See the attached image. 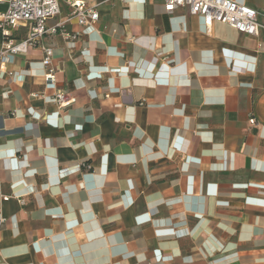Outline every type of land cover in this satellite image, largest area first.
I'll return each mask as SVG.
<instances>
[{"label":"crops","instance_id":"crops-1","mask_svg":"<svg viewBox=\"0 0 264 264\" xmlns=\"http://www.w3.org/2000/svg\"><path fill=\"white\" fill-rule=\"evenodd\" d=\"M235 1L258 34L163 0H87L85 26L63 2L53 87L40 47L6 56L0 264H264V0Z\"/></svg>","mask_w":264,"mask_h":264},{"label":"built area","instance_id":"built-area-1","mask_svg":"<svg viewBox=\"0 0 264 264\" xmlns=\"http://www.w3.org/2000/svg\"><path fill=\"white\" fill-rule=\"evenodd\" d=\"M61 2L71 9V17L85 26L94 25L99 20V13L87 0H0V34L3 38L0 50V69L7 55L26 54L35 47L43 52L44 78L49 86L56 85V72L53 67L52 48L43 44L48 32L47 22L61 11ZM166 12L186 8L191 15L203 17L206 25L214 22L227 24L238 31L250 35L258 34L262 24L259 13L235 0H163ZM26 25L28 32L25 38L18 39L15 31ZM75 99L62 92L55 94L58 108L63 109L74 103ZM251 123L255 120L251 119Z\"/></svg>","mask_w":264,"mask_h":264},{"label":"rangeland","instance_id":"rangeland-1","mask_svg":"<svg viewBox=\"0 0 264 264\" xmlns=\"http://www.w3.org/2000/svg\"><path fill=\"white\" fill-rule=\"evenodd\" d=\"M63 2H61V6H62Z\"/></svg>","mask_w":264,"mask_h":264}]
</instances>
